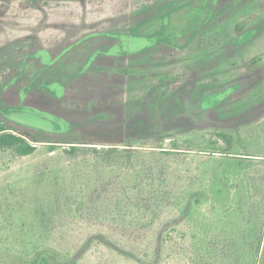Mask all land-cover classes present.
I'll return each instance as SVG.
<instances>
[{
	"label": "rangeland",
	"instance_id": "1",
	"mask_svg": "<svg viewBox=\"0 0 264 264\" xmlns=\"http://www.w3.org/2000/svg\"><path fill=\"white\" fill-rule=\"evenodd\" d=\"M11 121L0 264H264V0H0Z\"/></svg>",
	"mask_w": 264,
	"mask_h": 264
},
{
	"label": "trees",
	"instance_id": "2",
	"mask_svg": "<svg viewBox=\"0 0 264 264\" xmlns=\"http://www.w3.org/2000/svg\"><path fill=\"white\" fill-rule=\"evenodd\" d=\"M44 95H42L43 97ZM114 102L113 98L99 100L91 104L92 109H100L109 106ZM42 132H36L21 126L15 121H11L8 124H0V148L8 147L13 148L21 156H26L33 153L36 149V144L40 142H58L50 137H43ZM63 142V141H61ZM70 143H76L70 141ZM77 145H70V150H76ZM52 260L56 263L55 258L50 253Z\"/></svg>",
	"mask_w": 264,
	"mask_h": 264
}]
</instances>
